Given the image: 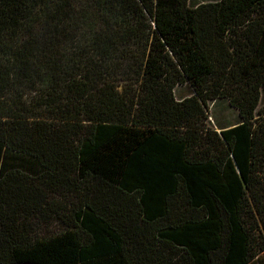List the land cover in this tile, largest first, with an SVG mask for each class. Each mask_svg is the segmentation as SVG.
Listing matches in <instances>:
<instances>
[{
    "label": "trees",
    "instance_id": "1",
    "mask_svg": "<svg viewBox=\"0 0 264 264\" xmlns=\"http://www.w3.org/2000/svg\"><path fill=\"white\" fill-rule=\"evenodd\" d=\"M261 92L264 0H0V264H264Z\"/></svg>",
    "mask_w": 264,
    "mask_h": 264
},
{
    "label": "rangeland",
    "instance_id": "2",
    "mask_svg": "<svg viewBox=\"0 0 264 264\" xmlns=\"http://www.w3.org/2000/svg\"><path fill=\"white\" fill-rule=\"evenodd\" d=\"M213 0H189V6L191 8L197 6L200 3L204 2H212ZM190 93V89L188 86H177L174 90L175 98L181 99L184 96ZM264 109V92H261L259 97V104L256 112L258 110ZM257 115V113H255ZM208 119H206V123L213 129L219 131L220 128H224L226 126L236 125L240 120L238 118V112L236 109L229 106L226 99H218L212 101L208 105L207 111ZM62 228L60 222L52 223L48 227H42L40 235L43 236L46 234V231L55 232ZM258 231L254 232V235H258ZM262 241H264V232L261 235Z\"/></svg>",
    "mask_w": 264,
    "mask_h": 264
},
{
    "label": "crops",
    "instance_id": "3",
    "mask_svg": "<svg viewBox=\"0 0 264 264\" xmlns=\"http://www.w3.org/2000/svg\"><path fill=\"white\" fill-rule=\"evenodd\" d=\"M235 125V124H234ZM234 125H231V126H226V127H224V128H230V127H232V126H234Z\"/></svg>",
    "mask_w": 264,
    "mask_h": 264
}]
</instances>
